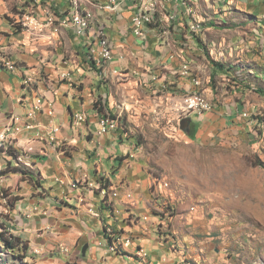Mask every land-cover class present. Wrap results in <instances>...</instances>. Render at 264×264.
<instances>
[{"label":"rangeland","instance_id":"374dc122","mask_svg":"<svg viewBox=\"0 0 264 264\" xmlns=\"http://www.w3.org/2000/svg\"><path fill=\"white\" fill-rule=\"evenodd\" d=\"M192 5L195 18L181 26V40L169 33L160 37L170 56L136 57L133 67L104 72L98 87L107 98L93 96L91 107L116 121V135L131 147L128 157L149 181L140 206L125 210L124 223L147 225L157 216L147 232L156 230L184 252L187 264H264V0ZM194 21L202 25L201 34L190 32ZM194 97L210 108L190 109ZM185 119L190 123L183 130ZM99 180L102 192L107 185ZM2 199L0 264H82L73 252L84 240L72 247L52 243L41 226L48 208L33 206L19 220L8 203L14 197L5 192ZM63 211L79 214L67 206ZM97 212L89 208L88 214ZM16 220L29 228L35 221L40 230L37 241L19 238L10 250L1 237L15 238L9 226ZM108 227L121 240V253L120 245L137 236Z\"/></svg>","mask_w":264,"mask_h":264},{"label":"crops","instance_id":"0c3cea01","mask_svg":"<svg viewBox=\"0 0 264 264\" xmlns=\"http://www.w3.org/2000/svg\"><path fill=\"white\" fill-rule=\"evenodd\" d=\"M90 1L94 5L87 4L83 9L93 13L95 24L86 35H77L73 27L61 28L57 33L49 27L32 32L16 23L21 12L30 11L42 24L47 10L58 20L69 19L73 13L69 0H0V134L7 135L6 147L17 153L15 158L4 156L0 150V213L6 202L2 199L5 192L20 199L13 211L16 219L21 220V214L33 206L48 208L49 217L41 221V226L48 229L49 237H54L52 243L72 247L84 240L81 249L73 252L79 254L82 264H187L184 252L160 239L156 230L147 232L157 216L148 219L147 225L124 223L123 218L128 216L125 210L140 206L149 181L142 166L133 164V155L128 157L132 153L127 141L121 142L115 131L98 136L99 121L105 118V112L96 113L91 103L93 96L107 98L103 86L98 87L104 72L133 67L138 63L136 57L153 61L156 56H170V48L160 37L169 33V37L180 41L181 26L189 19L180 9L171 23L160 9V22L138 38L132 31V19L138 12L133 1L114 0L117 5L113 12L99 8L112 0ZM163 4L166 11L176 8L168 0ZM98 29L104 31L114 54L101 69L96 67ZM6 60L15 70L4 66ZM29 76L34 82L31 87L24 84ZM38 98L43 101L42 109L27 118ZM82 113L85 119L76 126L75 115ZM15 118L21 120L15 123ZM27 125L32 128L27 129ZM101 178L107 185L102 192ZM43 192V198L36 195ZM66 206L78 209L79 214H66ZM89 208L98 211L97 217L88 214ZM144 210L146 214L147 208ZM15 223L4 224L11 227L15 237L37 241L34 234L40 229L35 221L31 228L27 223ZM108 226L137 235L129 244H122L123 253L108 250Z\"/></svg>","mask_w":264,"mask_h":264},{"label":"built area","instance_id":"2783aa9c","mask_svg":"<svg viewBox=\"0 0 264 264\" xmlns=\"http://www.w3.org/2000/svg\"><path fill=\"white\" fill-rule=\"evenodd\" d=\"M71 7L73 9V13L71 14L70 18L58 20L56 15L51 11L47 10L45 12V23H40L38 16L35 14L34 11L30 12H21L16 20L17 25L25 30V31H36L40 28L49 27L53 30V32H59L61 31V28H68L73 27L74 30H76L77 35H86L88 30L92 28L95 24V17L92 12L83 9L87 4L94 5L90 0H69ZM126 2L133 1L135 5H137L138 12L134 15L132 19V31L133 34L141 38L143 37V33L145 29L148 27L159 23L160 20L157 17V14L159 13L160 9L167 15V19L169 22L173 23L178 18V12H180V9H183L184 14L187 17H193L195 18L194 13V6L192 5V0H168L170 2H173V4L176 6V8H172L171 10L166 11V6L164 3V0H124ZM116 2L112 0L110 4L100 6L99 8L105 11L113 12L116 10ZM58 22V24H56ZM202 25L199 22H192L191 25H189L190 32L192 34H201L202 32ZM41 30V29H40ZM97 35V47L99 49L98 58L96 60V67L98 69L103 68L107 63H110L113 60L114 54L112 52L111 42L109 39L105 36V33L103 30L98 29L96 31ZM4 66L13 71L15 70L14 65L10 61H3ZM32 77L25 78L24 84L31 87L33 84ZM189 108L190 109H204L208 110L210 107L205 102L203 98H192L189 100ZM43 101L38 98L35 100V103L33 104L32 111H29L27 114V118H33L37 111L42 109ZM51 114V113H50ZM85 119V115L77 114L75 115V125L78 126L81 122H83ZM21 119L15 118L13 119V122L18 123ZM27 129H31L32 127L30 125H27ZM117 128V123L115 120H111L109 118H102L99 121V129L97 131L98 136H101L103 134L108 133L109 131H114ZM56 131V130H54ZM7 135L5 133L0 134V150H2V153L4 156H8V148L5 145ZM117 196V195H115ZM106 233L108 236L112 238V244L108 245V250L112 253H120L118 250V243L121 242L120 239H113L114 236H112L113 231L111 228H108L106 230ZM129 241H124V244H129ZM122 246V245H120Z\"/></svg>","mask_w":264,"mask_h":264},{"label":"trees","instance_id":"16d2710c","mask_svg":"<svg viewBox=\"0 0 264 264\" xmlns=\"http://www.w3.org/2000/svg\"><path fill=\"white\" fill-rule=\"evenodd\" d=\"M103 117H106V116L103 114ZM113 118L115 119V117H113ZM8 150L9 151L7 153L10 156H14L15 158H17L16 151H12L11 149H8ZM105 188H107V187H105ZM19 200L20 199H18L17 197H15L14 200L13 199H11V200L9 199L8 203H10V209H14L16 202H18ZM105 236H106V239H107L108 243L112 244L113 240H112V238L110 236L107 235L106 230H105ZM1 238H2V241L6 243L7 248H9L10 250L14 249L16 247L17 242L18 243L20 242L19 238H16V237L14 238L12 236L10 237L12 240L5 239V238L3 239V237H1ZM14 242H16V244Z\"/></svg>","mask_w":264,"mask_h":264},{"label":"water","instance_id":"95a60500","mask_svg":"<svg viewBox=\"0 0 264 264\" xmlns=\"http://www.w3.org/2000/svg\"><path fill=\"white\" fill-rule=\"evenodd\" d=\"M189 123H190V119H185V120H183L182 123H181V128H182L183 130H186L187 127H188V125H189Z\"/></svg>","mask_w":264,"mask_h":264}]
</instances>
